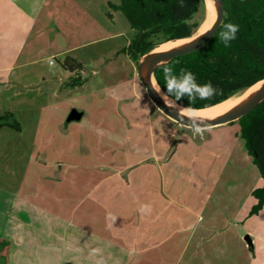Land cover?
I'll return each instance as SVG.
<instances>
[{
  "label": "crops",
  "instance_id": "1",
  "mask_svg": "<svg viewBox=\"0 0 264 264\" xmlns=\"http://www.w3.org/2000/svg\"><path fill=\"white\" fill-rule=\"evenodd\" d=\"M70 1L0 0L3 263L53 264V253L60 251L70 253L68 264H264V212L251 213L258 203L253 193L264 187V176L245 148L240 125L230 134L231 142L221 145L219 140L227 138L216 130L223 126L212 128L216 132L208 136L206 151L213 159L209 158L208 168L195 167L188 162H194L197 150H191L189 143L173 152L170 140L185 131L155 107L136 71L125 77L123 71H110L89 100L76 93L86 85L84 77L74 89L70 87L75 78L49 93L52 100L66 98L69 109L82 106L74 108L82 117L73 122L86 120V125L66 121L64 126L61 121L54 131L44 122L42 129V118L34 105L29 106L30 91L43 83L36 69L39 61L70 53L56 45L64 40ZM130 44L127 40L124 47ZM25 98L29 104L25 111L11 108ZM82 134L88 145L94 143L93 149L85 150L90 164L84 169L70 164V137ZM223 149L226 161L235 149L241 152L257 184H226L229 190L215 191L221 181L210 180L207 174ZM54 155L61 160H54ZM176 157L185 164L180 171L173 165ZM75 170H85L97 180L87 182ZM53 171L61 180L48 178ZM59 183L70 192L92 186L95 195L71 196L68 191L61 197L50 195ZM233 188L242 192L239 198ZM211 196L217 199L212 201ZM141 205L150 208L141 213ZM62 255L57 264H64Z\"/></svg>",
  "mask_w": 264,
  "mask_h": 264
},
{
  "label": "rangeland",
  "instance_id": "2",
  "mask_svg": "<svg viewBox=\"0 0 264 264\" xmlns=\"http://www.w3.org/2000/svg\"><path fill=\"white\" fill-rule=\"evenodd\" d=\"M108 2H113L116 4L119 3L120 0L70 1V20L68 22H64L65 24L63 27L64 34L62 35L64 40L62 43L57 42L56 44L61 48L69 49L70 53L64 56H58L39 61L36 65V69L40 71L41 75L44 77V79H40V82H43L41 84L44 85L38 83L37 85H33V87L31 88L30 93L31 100H33L32 104H27L28 101L25 98L24 100L22 99L21 102L17 101L15 104H13V106L11 105V108L13 107V110L22 112L25 111L29 106L33 107L34 105L36 108L35 110H37L38 112V116L42 118V129L47 128L49 130L52 128L55 131L57 130V127L59 125L57 124V122L63 121V125L66 126V121L71 111L74 110V108L78 109L82 106L74 105L70 106L71 109H69L66 98L62 97L59 100H52L51 95L49 94L52 88H55L61 83L70 84V82H72L76 77H78L81 81L84 77L86 85H84L83 88H81L76 93H80L81 95H83L85 100H89L90 98H92L91 92L101 84V81L104 77H108L110 75V71H123V74L121 75H123L124 77L126 75V72L129 73L130 71H136L135 73L139 78L138 64L141 61L143 54H138L137 59L133 60L128 54H124L122 52V49L127 44V40L132 42L136 38L138 32H131L129 23L125 19L124 15L119 11H111L108 8ZM82 6L84 7V9L81 10L79 7L82 8ZM108 12L113 15L112 19L107 16ZM207 16L208 9L204 6L203 3L199 12L194 15L193 21L198 22L201 25L204 23ZM169 39V36L162 30L161 27L152 29L151 31L147 32L146 43L149 46L147 52L158 50L160 46L169 41ZM49 61L53 62V64L49 63ZM66 63L69 65V69L65 67ZM131 65L133 70L131 69ZM80 71H83L84 76L83 74H78ZM101 71L102 74H100ZM112 79H115V76H113ZM72 87L73 86H71L70 89H74ZM46 88L48 92H44L43 89L46 90ZM78 97V94L74 95L73 99ZM85 121L86 120L72 123L74 126H82L86 125ZM44 122L46 124L48 123L47 126ZM174 125L178 128L182 127L179 129H182V131H185V133H180L174 138V140L169 139L171 143L170 147L172 148V150L175 148L177 149V147L180 150L182 148V145H186L189 143L190 146H192L191 150H197V152H195V155H197L195 156V158H193L194 162H192V159H189L188 163L195 165V167L201 165L206 167L207 163L209 162V158L211 160L213 159L212 156H209L210 152H208V150L206 151L208 136L217 131L216 133H221L225 136V139L227 138L226 141L219 140V143H217V145H219L220 143L231 142V140H229L230 134L235 127L237 128L239 126V123L236 121L232 124H228L227 126H223L216 131H206L202 138L200 136L195 137L192 132L186 127H183L177 123H175ZM84 127L85 126L81 127L83 130L80 131H84ZM44 132L46 131L44 130ZM83 135L84 134H82V137L80 138L70 137V164L72 166H75L76 168L77 166H79L81 167V169L88 167V164H90L89 158L85 157V155L88 154L87 152L85 153V150L87 151L94 148V143L92 144L90 142V144L92 145H88V142L83 140ZM99 141L101 144L102 141ZM100 144H98V151H101V147L99 146ZM217 145L213 147H216ZM190 146H187L188 149H190ZM213 150H211V152ZM176 156H179L178 153L176 154ZM177 157L175 158L173 165L175 169L177 168L180 171L181 167L185 166V164L182 160H178ZM227 157L228 155L223 149L221 154H219L217 157V164L213 166L207 174V177L210 180L221 181L215 191L221 192L229 190L228 187H226V184L230 187H245L246 183L247 186L257 184V180L254 176L255 172H253V168L249 164V162H246L243 159L241 152L236 151L235 149L233 156H231V158L226 161ZM53 159L58 160L59 158L57 159L56 155H54ZM60 160L61 158L59 159V161ZM209 165L210 163L208 164V166ZM84 171L85 170H75L76 174H78L81 179L86 178L87 182H94L95 180H97V178L95 176H92L91 173H85ZM136 173L137 172L135 171L132 174L135 175ZM57 174L58 173H56V171H53L51 177L50 174H48V178L54 179L55 181L61 180L60 175L58 174L57 177ZM199 179L201 180L200 177ZM233 190H236V188H233ZM67 191L70 192V189H62L59 183L58 185H55L51 188L50 195L54 197H61L63 195H66ZM77 191L80 193L77 194ZM72 194L74 196L95 195L94 191L92 190V186L86 187L84 189H71L70 195L72 196ZM186 194L190 195L188 188H186ZM181 195H185V192ZM235 195H237L235 196L236 198H239L242 195V192L236 190ZM215 198L217 199V197L211 196L212 201ZM226 198L228 197H225L223 199ZM222 202H224V200H222ZM261 211L264 212V207ZM55 247H57L56 243ZM60 254V251L53 253L52 263L57 264L58 259L61 258V255L63 254L62 258L66 256V259L65 261L63 260V263L68 264L70 253H66L67 255H65L64 253H62L61 255ZM1 257L3 256H0V264H5L3 263L4 261ZM70 263H72L71 260Z\"/></svg>",
  "mask_w": 264,
  "mask_h": 264
},
{
  "label": "trees",
  "instance_id": "3",
  "mask_svg": "<svg viewBox=\"0 0 264 264\" xmlns=\"http://www.w3.org/2000/svg\"><path fill=\"white\" fill-rule=\"evenodd\" d=\"M203 3L206 7L204 0H120L118 4L109 2L108 8L121 12L130 29L138 32L131 44L122 49L124 54L136 60L138 54L147 52V32L156 27H161L169 40L194 35L201 25L194 22L193 17ZM224 3V21L212 40L203 48L179 56L155 71L156 82L164 93V67H171L177 76L181 69L191 71L198 84L210 82L217 89V94L211 99H197L194 103H190L187 97L176 101L174 96H170L183 107L211 108L264 79V0H224ZM107 16L113 17L110 12ZM227 23L237 25L239 30L235 39L225 45L219 34ZM65 67L69 69L67 63ZM79 81L76 77L71 86L79 84ZM237 122L245 148L263 174L264 101ZM253 195L258 203L251 213L256 214L264 206V187Z\"/></svg>",
  "mask_w": 264,
  "mask_h": 264
},
{
  "label": "water",
  "instance_id": "4",
  "mask_svg": "<svg viewBox=\"0 0 264 264\" xmlns=\"http://www.w3.org/2000/svg\"><path fill=\"white\" fill-rule=\"evenodd\" d=\"M211 1H213V3L215 4L214 21L211 27L202 36L192 41H189L170 51H157L156 50V51L146 52L143 54V57L138 64L139 79L141 81V84L145 88L146 93L149 99L151 100V102L155 105V107L161 113H163L166 117H168L170 120H172L173 122L179 125H181V123L179 120L180 118H179L177 110L173 107H170L169 104L163 101L161 97L159 96L158 91L155 90L153 87V84L155 83L160 89V91H162L156 82L154 74L157 68L170 62L171 60L179 56L190 54L192 52H195L203 48L218 33L224 21V17H225V10H226L225 3H224V0H211ZM191 37L192 36L187 37V38L174 39V40L177 41L181 39H189ZM169 41H172V40H169ZM258 84H260V86L257 89V91L249 95V97L246 100L234 106L233 108H231L229 111H227L225 114L221 115L220 117L208 119L207 123L211 125V128L224 126V125L239 121L242 117L250 113L260 103H262L264 101V79L246 88L243 91H247ZM162 93L164 92L162 91ZM164 94L169 99H171L173 102H175L177 105H179L174 99H172L166 93ZM179 106L183 107L181 105ZM197 110H203V109H197ZM81 117H82V114L74 109L69 114L67 122H73V121L80 120ZM183 123L185 124L188 123L187 118L184 119ZM181 126L186 127L184 125H181ZM262 171H263V176H264V168L262 169Z\"/></svg>",
  "mask_w": 264,
  "mask_h": 264
},
{
  "label": "clouds",
  "instance_id": "5",
  "mask_svg": "<svg viewBox=\"0 0 264 264\" xmlns=\"http://www.w3.org/2000/svg\"><path fill=\"white\" fill-rule=\"evenodd\" d=\"M223 28L224 31L219 35L220 39L227 45L230 41L235 39L239 28L232 23L224 24ZM49 63H51V61H49ZM163 73L166 93L168 96H174L176 101L187 97L190 103H194L197 99L207 100L217 94V89L214 88L210 82L198 84L195 75L191 71L181 69L180 75L177 76L173 73L171 67H164ZM153 87L155 90L159 91L155 83ZM165 100L170 107L177 110L181 125L188 127L194 136H200L202 138L206 131L210 132L212 130L211 125L207 123V118L200 115L197 109L180 107L175 102L167 101V97H165ZM185 118L188 120L187 124L183 123ZM149 208V205H141L139 211L144 213L148 211Z\"/></svg>",
  "mask_w": 264,
  "mask_h": 264
},
{
  "label": "bare ground",
  "instance_id": "6",
  "mask_svg": "<svg viewBox=\"0 0 264 264\" xmlns=\"http://www.w3.org/2000/svg\"><path fill=\"white\" fill-rule=\"evenodd\" d=\"M204 1L206 4V8L208 9V16H207L206 20L204 21V23L201 24V26L199 27L197 32L194 35H192V37L189 39H181V40H177V41H175V40L167 41L164 44H162L157 51L173 50V49H175V48H177V47H179V46H181V45H183L189 41H192L194 39L199 38L211 27V25L214 21V17H215V14H214L215 4L211 0H204ZM259 86H260V84L252 87L251 89H249L247 91H243L242 93L237 94L236 96H234V97H232V98H230V99H228V100H226V101H224V102H222L216 106H213V107L207 108V109H203V110H198V112L200 115L206 117L207 120L220 117L221 115L225 114L227 111H229L234 106H236L239 103L246 100L249 97V95H251L252 93L257 91ZM158 93H159V96L161 97V99L166 102L165 97H167V96L164 93H162V91H160V89H159ZM167 101L173 102L168 97H167Z\"/></svg>",
  "mask_w": 264,
  "mask_h": 264
},
{
  "label": "built area",
  "instance_id": "7",
  "mask_svg": "<svg viewBox=\"0 0 264 264\" xmlns=\"http://www.w3.org/2000/svg\"><path fill=\"white\" fill-rule=\"evenodd\" d=\"M51 64H53V62H51Z\"/></svg>",
  "mask_w": 264,
  "mask_h": 264
}]
</instances>
